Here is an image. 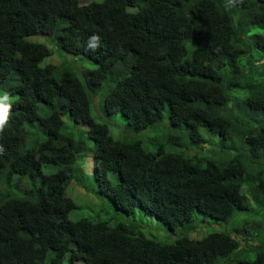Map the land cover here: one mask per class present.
Segmentation results:
<instances>
[{
  "label": "trees",
  "instance_id": "1",
  "mask_svg": "<svg viewBox=\"0 0 264 264\" xmlns=\"http://www.w3.org/2000/svg\"><path fill=\"white\" fill-rule=\"evenodd\" d=\"M91 1L0 0V264H264V0ZM88 155L118 219L73 217Z\"/></svg>",
  "mask_w": 264,
  "mask_h": 264
},
{
  "label": "clouds",
  "instance_id": "2",
  "mask_svg": "<svg viewBox=\"0 0 264 264\" xmlns=\"http://www.w3.org/2000/svg\"><path fill=\"white\" fill-rule=\"evenodd\" d=\"M98 39H99V37L93 36L91 38L92 43H90L89 46L93 47V48L96 47L95 41H97ZM11 107H12V105H11V102L9 99V95L7 93L0 95V134H2L4 132V130L8 124V121L10 118V113H11ZM80 126H83V125H79V126L70 125L69 127L71 128V130L73 132H75L76 134L79 133V135H80L84 130H88V127L83 126L86 128H82ZM76 127H78V130L76 129ZM201 134H202L203 141L206 140L207 141L206 145L210 146L209 142L212 139V135H209L208 133H206L205 130H202ZM221 138H224V136L221 134L219 135V137L216 136L214 143L222 141ZM236 138H237V136H236ZM90 143H91V141L88 140L86 145H88ZM194 151H196V150L190 149V150H187L186 152L189 154V153H192ZM196 153L200 154L201 152L196 151L195 154ZM97 161H98V158L95 159L94 156L88 155L87 158L84 160V162H86V168L79 165V168L82 171L81 173H83L82 180H84V183H85L83 186L80 183H78L75 179H72L71 181H69L67 183V185H66L67 186L66 187L67 197L70 198L75 203H76L77 199H82V192L84 191V189L87 187H91L92 185L95 186V188H96V191L94 192L95 197L104 193V192L99 191L100 190V183L94 177V174H95V171L97 170V165H98ZM87 173L90 175H87ZM4 187H7V186L4 185ZM4 187H1V192L6 191ZM258 187H259V184H257V191H255V193H254L255 198L252 201L253 209L250 207V215H249L250 225L247 226L248 228H250L249 230L251 231V233H252V230L254 229V235L251 238V241H249L247 243H244L245 241L241 240L240 241V242H242L241 248L238 250H235V253H234L235 255L242 254L243 256H245L247 258V260H248V257H247V255H245V253H247L250 250L252 253V260H253L254 254L258 255V253L260 252V248H261L262 241H263V236H260L259 238H255L258 230L260 228H262V229L264 228V194L259 192ZM22 191H23V184L19 185L18 193L21 194ZM99 198H100V196H98V199ZM256 202H258V204ZM105 205H106V213L109 215V217H115L116 219H118V217H116L118 214L117 211H120L121 208L114 205L111 202H110V204L107 202V203H105ZM255 206L257 208H255ZM122 218H125V217H122ZM249 218L248 219L245 218L244 221L249 220ZM199 238H201V237H196L195 235L190 237V239H199ZM252 260H250V261H252ZM214 262H216V261L214 260ZM214 262H213V264L217 263V262L216 263H214Z\"/></svg>",
  "mask_w": 264,
  "mask_h": 264
},
{
  "label": "rangeland",
  "instance_id": "3",
  "mask_svg": "<svg viewBox=\"0 0 264 264\" xmlns=\"http://www.w3.org/2000/svg\"><path fill=\"white\" fill-rule=\"evenodd\" d=\"M80 1H82L83 3L90 2V0H80ZM38 37L39 36L34 37V38L38 40ZM66 58H67V60H69L70 62H73L75 64L76 69L78 71L91 70V69L96 68V66L93 63L89 62L86 59H80V58L70 57V56L69 57L66 56ZM52 59H54V58H52ZM54 60H56V59H54ZM94 109L95 108L93 107V103H92V115H93V117L98 121L105 122L108 125L109 131L113 135V137L118 138L123 131V125L121 124L122 121L121 120L115 121V118L113 119L111 117H104L103 114L101 115L102 118L99 119V117H98L97 113H95ZM71 125H74V124H71ZM80 127L86 128L83 126H80ZM76 129L78 130V127H76ZM194 153H195V151L192 152V154H194ZM80 165L83 166L84 168H86V162L80 163ZM54 169H55V167H44V171H46V172H51ZM87 175H90V174L87 173ZM95 191H96L95 186L92 185L91 187H87L82 192V199L76 200V203L78 205H77L76 211L73 214V217L75 219L81 218V217L93 219L96 216H95V214H93L92 211L93 210H96V212L101 211V207L103 206V203L94 196ZM101 212H103V211H101ZM101 217L103 219H106V217H107L106 210H105V212L102 213ZM107 218H109V215ZM136 218H137V221H141V219L139 217H136ZM248 218H249V216L247 217V219ZM249 220H250V218H249ZM208 228H209L210 232H214V231L218 230L217 228H215V230H214L213 227H208ZM142 229L146 235H149V234H151L150 231H158L159 227L157 224H155L153 226V225L145 223L144 225H142ZM195 236L201 237L199 234H197Z\"/></svg>",
  "mask_w": 264,
  "mask_h": 264
}]
</instances>
